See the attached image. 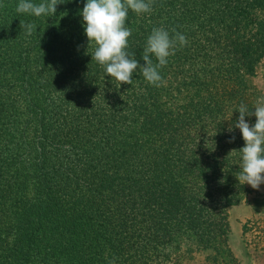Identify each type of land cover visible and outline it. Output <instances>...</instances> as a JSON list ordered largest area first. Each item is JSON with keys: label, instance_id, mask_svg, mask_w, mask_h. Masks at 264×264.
Returning <instances> with one entry per match:
<instances>
[{"label": "trees", "instance_id": "1", "mask_svg": "<svg viewBox=\"0 0 264 264\" xmlns=\"http://www.w3.org/2000/svg\"><path fill=\"white\" fill-rule=\"evenodd\" d=\"M59 2L37 18L0 0V264H181L194 246L232 259L228 211L245 189L234 126L260 98L250 79L264 66V0L129 10L141 64L153 28L188 40L161 87L139 70L118 86L92 58L87 0Z\"/></svg>", "mask_w": 264, "mask_h": 264}, {"label": "clouds", "instance_id": "2", "mask_svg": "<svg viewBox=\"0 0 264 264\" xmlns=\"http://www.w3.org/2000/svg\"><path fill=\"white\" fill-rule=\"evenodd\" d=\"M153 3L154 0H87L82 9L88 43L95 46L92 58L118 86L132 85L133 74L137 70L152 86H163L166 81L160 70L168 64V58L175 55L178 47L182 48L188 43L186 36L176 29H172L174 35H170L168 30L159 27L153 28L147 38L142 54L143 64L135 58V53L128 51L132 35L131 28L127 26L129 10L137 15L150 13ZM58 4L59 0H42L39 4L31 0H19L16 12L37 18L53 16ZM20 27L28 36L37 30L36 24L22 20ZM152 56L156 58V63ZM237 111L239 117L234 127L241 131L245 145L239 149L240 171L236 177L240 184L259 190L261 184H264V97L257 100L254 111H249L244 104ZM246 116L256 117L254 125L246 122ZM234 140L235 137L229 143ZM105 259L108 264H116L115 258L108 259L106 255Z\"/></svg>", "mask_w": 264, "mask_h": 264}, {"label": "rangeland", "instance_id": "3", "mask_svg": "<svg viewBox=\"0 0 264 264\" xmlns=\"http://www.w3.org/2000/svg\"><path fill=\"white\" fill-rule=\"evenodd\" d=\"M256 94L264 97V66H258L256 76L250 79ZM238 196L241 203L228 211L232 236L229 243L232 259L223 252L192 248L181 250V264H264V184L259 190L245 184ZM218 258V262L213 257Z\"/></svg>", "mask_w": 264, "mask_h": 264}]
</instances>
